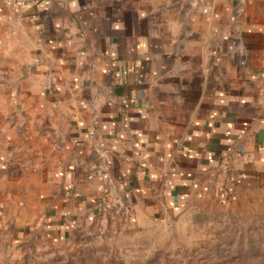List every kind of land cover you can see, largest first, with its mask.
<instances>
[{"label":"crops","instance_id":"crops-1","mask_svg":"<svg viewBox=\"0 0 264 264\" xmlns=\"http://www.w3.org/2000/svg\"><path fill=\"white\" fill-rule=\"evenodd\" d=\"M264 209V0L0 1V239Z\"/></svg>","mask_w":264,"mask_h":264},{"label":"rangeland","instance_id":"rangeland-1","mask_svg":"<svg viewBox=\"0 0 264 264\" xmlns=\"http://www.w3.org/2000/svg\"><path fill=\"white\" fill-rule=\"evenodd\" d=\"M0 264H264V209L214 206L62 242L0 239Z\"/></svg>","mask_w":264,"mask_h":264},{"label":"built area","instance_id":"built-area-1","mask_svg":"<svg viewBox=\"0 0 264 264\" xmlns=\"http://www.w3.org/2000/svg\"><path fill=\"white\" fill-rule=\"evenodd\" d=\"M0 1H2L7 7H10L18 11L29 3L39 2L41 0H0Z\"/></svg>","mask_w":264,"mask_h":264}]
</instances>
